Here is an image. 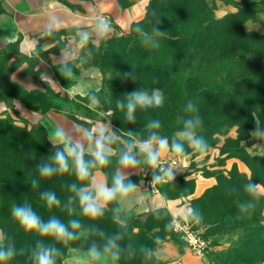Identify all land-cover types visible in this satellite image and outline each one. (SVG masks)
I'll list each match as a JSON object with an SVG mask.
<instances>
[{
	"label": "rangeland",
	"instance_id": "rangeland-1",
	"mask_svg": "<svg viewBox=\"0 0 264 264\" xmlns=\"http://www.w3.org/2000/svg\"><path fill=\"white\" fill-rule=\"evenodd\" d=\"M58 1L70 12L84 11L85 6L81 1ZM95 1L96 5L102 3L95 11H101L112 19L115 36H111L124 38L116 43L113 40L101 42L99 50L84 65L83 71L87 73L83 77L85 82H90L93 88H100L102 108L95 111L87 107L85 99L72 98L57 91L53 81L60 87H68L74 81L65 80L52 61L53 55L59 56L60 45L54 44L51 38L41 39L40 31L35 32L43 24L35 31L25 32L32 25L23 17L15 18L13 12L0 4V177L23 181L24 177L29 181L39 179L35 167L49 155L39 150L35 137L48 141L47 133L57 121L65 126L87 125L89 121L102 119L99 115L101 111L111 109L116 114L111 117L116 129L143 131L148 120L158 118L162 124L161 133L171 136L180 127L177 115L182 113L187 101L192 100L203 117L200 134L207 139L209 148L203 156L190 154L186 168L215 178L211 187L189 201V205L199 209L203 215L202 222L194 225L210 241L211 250L206 253L208 264H264V195L248 214L240 215L238 212V200L247 199L243 184L250 178L264 185V156H254L253 152H257V149L249 150L253 144H264V141L254 140L249 135L255 127V118L264 124V2L253 0L251 7L242 8L241 11L223 0H215L214 15L223 21L204 30L198 38H193V47H189L191 40L187 43H166L174 47L169 52L175 54L173 58L167 56L165 61L159 58L158 49H146L139 40L133 42L127 38L137 23L145 22L152 0ZM165 1L170 9L179 4L176 0ZM199 1L203 0H186L187 7L183 9L182 16L199 12ZM205 1L209 4L212 2ZM25 3L36 6L38 0H26ZM48 10L61 13L58 8ZM158 27L168 33V37L170 28L164 25ZM72 34L71 26H62L57 37L62 38L63 43ZM28 41L37 42L38 54L27 51ZM166 62L171 65V72L166 71ZM130 66L136 74V81L123 78L132 71ZM212 75L225 87L219 88L214 84ZM77 76H80V70H77ZM136 88H160L165 93L166 101L162 108L138 112L137 122L127 124L123 113L116 108V100L123 99L122 95ZM236 89L260 105L263 115L255 112L256 104L237 107ZM66 105L69 106L67 111ZM12 125L26 128L33 140L26 138L24 131ZM237 150H245L249 154L252 167L234 155ZM31 151L35 153V159L29 155ZM191 170L186 172L190 173ZM106 171L110 173L111 170ZM72 179L68 176L41 179V188L36 191L51 189L64 201L68 193L62 187V181L70 182ZM163 188L171 195L186 194L192 189L191 183L181 178H176L175 186L169 184ZM229 188L237 189L238 193L230 194ZM13 201L12 193L0 195V222L3 227L7 225L8 234L15 239L18 248L34 245L38 238L36 235L18 238L14 232L21 229L16 222L12 219L7 224L4 220V212L11 217ZM40 216L45 219L44 215ZM99 222L106 232L117 230L113 229L107 217ZM164 222L151 213L134 217L131 226L138 231L131 236V241L136 245L143 243L155 247V237L159 236L161 241L166 235L174 237L172 231L164 230ZM74 244L87 247L84 242ZM66 256L67 252L58 264H63ZM120 261L119 264H144L139 256L122 258ZM9 264L28 262L25 256L18 255ZM149 264H157V259ZM173 264L178 263L174 261Z\"/></svg>",
	"mask_w": 264,
	"mask_h": 264
},
{
	"label": "clouds",
	"instance_id": "clouds-1",
	"mask_svg": "<svg viewBox=\"0 0 264 264\" xmlns=\"http://www.w3.org/2000/svg\"><path fill=\"white\" fill-rule=\"evenodd\" d=\"M155 15L153 11L152 16ZM63 24L64 19L60 15L50 13L40 30V38H51L54 44L60 45L59 56L53 55L52 61L58 66L60 75L74 83L60 87L49 79L58 92L85 99L87 107L95 111L102 108L100 88H93L90 82H85L83 77L87 73L83 68L99 50L101 42L106 43L110 39L112 19L101 11H93L87 20L74 19L71 25L73 34L62 43L57 33ZM149 24L151 27L145 28L137 23L132 30L143 47L159 49L168 33L158 27L159 17L155 21L149 20ZM36 45V41H28L27 51L38 54ZM131 69L123 78L136 81V74ZM77 70H80L79 77ZM122 96L123 99L116 100V108L123 113L127 124L137 122L138 112L162 108L166 101L160 88H136ZM68 109L66 105L65 110ZM99 115L102 119L89 121L87 125L65 126L57 121L48 131L47 139L53 151L37 164L39 179H31L30 184L37 190L41 188V179L73 177L70 182L62 181V187L68 193L63 202L51 189L45 188L38 194L48 209L62 208L69 219L65 221L52 215L45 220L27 200L22 203L13 201L10 209L12 219L19 229L34 233L38 238L31 247L18 248L15 239L0 229V264H9L18 255L25 256L28 264H58L65 257V246L78 241L86 243L87 247L68 248L72 255L64 259V264H119L122 258L136 256L141 257L144 264H149L159 258V250L131 241V236L138 231L131 226L134 212L143 209L157 220L165 221V231L175 230L181 222H202V213L191 205L178 207L174 210L175 215H171L165 194H161L159 201L153 199L161 186H175L176 176L183 172V165L190 154L203 156L208 151L207 139L200 134L204 121L197 104L187 101L182 113L177 115L180 127L171 136L161 133L162 124L158 118L148 120L143 131H138L116 129L111 122V117L116 114L111 109L101 111ZM249 135L254 140L264 141V124L260 119L255 118V127ZM252 149L258 150L253 152L254 156H264V144H253L249 150ZM29 155L36 158L32 151ZM106 169H110V173L105 172ZM145 170L151 173L148 187L144 186L143 179L139 184L130 179L131 175ZM242 187L247 199L238 200L240 215L255 209L264 195V185L250 178ZM228 191L230 194L238 193L235 188ZM109 214L117 226V230L111 233L97 223ZM154 242L159 244L162 241L157 236Z\"/></svg>",
	"mask_w": 264,
	"mask_h": 264
},
{
	"label": "trees",
	"instance_id": "trees-1",
	"mask_svg": "<svg viewBox=\"0 0 264 264\" xmlns=\"http://www.w3.org/2000/svg\"><path fill=\"white\" fill-rule=\"evenodd\" d=\"M223 1L225 3L231 4V5L239 8L241 11H242V8L251 7L253 2H254L253 0H239V1H237V0H223ZM262 1L264 2V0H262ZM176 2H179L178 6L177 7L175 6L174 9H170L171 7L169 6L168 3H166L165 0H152L149 4L150 10L147 11L146 18H145L146 20H144L145 22L143 24H141L145 28H150L151 25L149 24V20L155 21V19L159 17L160 24L158 26L164 25V26L170 28L171 31H169L170 33H169L168 37L166 39L162 40V42H161L162 46L158 49L159 58H162L165 61H167L166 60L167 56L169 58L170 57L173 58V56L175 54L172 51L169 52L170 49H172L174 47L173 46L170 47L169 44H166V43L171 44L172 42L176 43V42H180V41L187 43L189 40H191L189 47H193L195 45L193 38H198L200 35H202V32L204 30H207L209 27L216 26L220 22L223 21L220 18H216L214 15V10L216 9L215 0H212V2L210 4L207 3L205 0L199 1L198 2L199 4H197V5L201 6V10L194 15H186L185 17L182 16L181 13L183 12V9H185V7H187L186 0H176ZM153 11H155V14H156L155 16H152ZM231 16H233V15H231ZM112 36H115V35L113 34ZM112 36L107 41V43H109L111 40H113V43H116V42H119L122 39H124L123 37H120L118 39V38H114ZM173 37L176 38L177 40L172 39ZM127 38H129L133 42L134 41L136 42L138 40L137 34L133 30L131 31V34H129V36ZM165 46H168V48H164ZM171 61H174V59H171ZM173 65H174V62L172 64V66ZM170 66L171 65L166 62V71L171 72L173 70L172 67H170ZM211 80L213 81L214 84L219 86V88L225 87V85L218 83L216 78L213 75L211 76ZM236 92H237V96H238V98L236 99L237 107H238V105H241V107H247L251 104H256L254 107L255 112H258V114L260 116L263 115V109H262V107H260V105L258 106L257 103H255V101H252V99L250 97H248L245 93L239 91L238 89H236ZM12 126H13V128H17V129L20 128V130L25 132L26 138L33 140V136L31 135V133L26 128L17 127L15 125H12ZM35 139H36V143L39 147V150L46 155L47 154L50 155L51 152L53 151L51 144L46 139H43L39 136L35 137ZM234 155L241 158L249 167H252V159L245 150H237V151H235ZM104 171L107 172L106 170H104ZM109 181H110V175H109ZM5 192L12 193L14 198H15V201L17 203H22L23 201L27 200L29 203H31V205L33 206V209L39 215H42V216L44 215L45 220L48 219L52 215H56L57 217L61 218L62 220H65V221H67L69 219L68 216L64 215V213H63L64 210L62 208L48 209L46 207V205L44 204V202H42L39 199V195H38L39 192L36 190H33L31 188L30 181L28 180V178L26 179V177H24V181L18 180V179L12 180V179H10V177L9 178L8 177H6V178L0 177V195L4 194ZM61 201L63 202L62 199H61ZM59 209L63 210V212H61ZM3 215L5 216L4 220L7 224L9 222L11 223L13 221L12 217L9 216V213L4 212ZM106 217L108 218L110 224L113 226V229H115V228L117 229V226L112 221H110L111 220L110 214L106 215ZM133 218H134V216H133ZM133 218H132V220H133ZM100 223L101 222H99V226H100ZM188 224L190 225V227L192 229L199 230L197 227H195L194 223H188ZM0 226L2 227V229L5 232L8 233L7 225H4V227H3V223L0 222ZM103 229H105V228H103ZM12 231L13 230L11 229V232ZM14 233H16L18 238H21L23 236L30 237V236L35 235L34 233H26L23 230H20L19 232L16 231ZM172 233H173L174 237L178 238L176 233H174L173 231H172ZM201 235L203 237H205V235L203 233H201ZM31 246H33V245H28V247H31ZM76 246H79V245L74 244V242L73 243L71 242L68 246H65V254H66L69 247H76ZM119 263H121V261H119Z\"/></svg>",
	"mask_w": 264,
	"mask_h": 264
},
{
	"label": "crops",
	"instance_id": "crops-1",
	"mask_svg": "<svg viewBox=\"0 0 264 264\" xmlns=\"http://www.w3.org/2000/svg\"><path fill=\"white\" fill-rule=\"evenodd\" d=\"M26 0H0V4L8 11L14 13V17H23L24 20L32 25V28L25 29L26 31L39 32L41 28H37L44 24L48 15L53 12L48 10L49 8H58L61 13L60 15L64 19V24L62 26H71L74 19L87 20L90 16V12L95 11L96 7H101L102 3L99 2L96 5V1L92 0H78L84 3V11L70 12L62 5L58 0H38L36 6L34 3H28L26 5ZM23 5V7H22ZM29 7V8H27ZM42 8V9H41ZM37 28V29H35ZM35 29V30H34ZM21 30V28H20ZM187 162L185 161L183 165V172H180L176 178H181L185 181L191 183L192 189L186 194H173L168 193L161 186L159 191L153 196V199L159 201L161 194H165L167 197V205L171 215H175V209L182 207L184 205H189V201L202 194L207 188L211 187L215 183L214 176H203L200 173L193 172L191 169H187ZM190 171L187 173L186 171ZM151 176V173L145 170V172L135 173L130 176L133 182L139 184L141 179L144 180V186L148 187L147 180ZM110 182V181H109ZM150 190V189H149ZM143 209L134 212V217H141L142 215L149 214ZM171 218V216L169 217ZM166 238L162 240L161 243L157 244L155 248L159 250V258L157 259V264H173L176 261L178 264H208V255H194L189 251L184 243L176 237H171L166 235ZM71 248V247H69ZM72 253L67 250L66 258H70ZM64 264V261H63Z\"/></svg>",
	"mask_w": 264,
	"mask_h": 264
},
{
	"label": "built area",
	"instance_id": "built-area-1",
	"mask_svg": "<svg viewBox=\"0 0 264 264\" xmlns=\"http://www.w3.org/2000/svg\"><path fill=\"white\" fill-rule=\"evenodd\" d=\"M113 33L114 30L112 34ZM150 179L151 176L147 180V184ZM173 232L176 233L177 237L184 243L185 247L189 249L193 254L203 255L210 252V241L207 238L203 237L198 230L192 229L188 223L181 222L175 228V230H173Z\"/></svg>",
	"mask_w": 264,
	"mask_h": 264
}]
</instances>
